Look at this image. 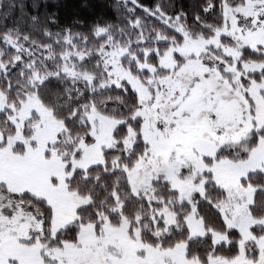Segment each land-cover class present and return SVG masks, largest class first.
<instances>
[{
	"label": "snow or ice",
	"instance_id": "snow-or-ice-1",
	"mask_svg": "<svg viewBox=\"0 0 264 264\" xmlns=\"http://www.w3.org/2000/svg\"><path fill=\"white\" fill-rule=\"evenodd\" d=\"M0 0V264H264V0Z\"/></svg>",
	"mask_w": 264,
	"mask_h": 264
},
{
	"label": "trees",
	"instance_id": "trees-1",
	"mask_svg": "<svg viewBox=\"0 0 264 264\" xmlns=\"http://www.w3.org/2000/svg\"><path fill=\"white\" fill-rule=\"evenodd\" d=\"M82 0H65L64 5L61 9V21L69 20L73 15H79L81 17L92 19L96 14L103 11L105 14L111 12V9H103L101 10L99 7L96 11H89L86 8H80ZM91 2L96 3L97 0H91ZM148 2V0H146Z\"/></svg>",
	"mask_w": 264,
	"mask_h": 264
}]
</instances>
